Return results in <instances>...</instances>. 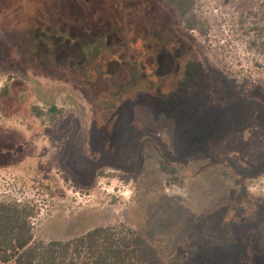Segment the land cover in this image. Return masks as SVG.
<instances>
[{
  "label": "rangeland",
  "instance_id": "374dc122",
  "mask_svg": "<svg viewBox=\"0 0 264 264\" xmlns=\"http://www.w3.org/2000/svg\"><path fill=\"white\" fill-rule=\"evenodd\" d=\"M195 14L204 34L163 0H0V201L35 243L114 227L159 264H264V0Z\"/></svg>",
  "mask_w": 264,
  "mask_h": 264
},
{
  "label": "trees",
  "instance_id": "16d2710c",
  "mask_svg": "<svg viewBox=\"0 0 264 264\" xmlns=\"http://www.w3.org/2000/svg\"><path fill=\"white\" fill-rule=\"evenodd\" d=\"M163 2L175 11L185 31L204 34L195 14L196 0ZM250 32L256 36L252 48L263 55L264 25L253 26ZM155 57L149 50L140 55L138 68L149 81L150 77L156 78ZM146 65L150 66V74L145 73ZM32 110L36 117L43 116L39 108ZM49 112L56 114L58 110L51 107ZM162 169L168 168L162 165ZM33 216V209L26 203L0 201L1 264H159L153 249L132 230L101 227L62 242L35 243Z\"/></svg>",
  "mask_w": 264,
  "mask_h": 264
}]
</instances>
